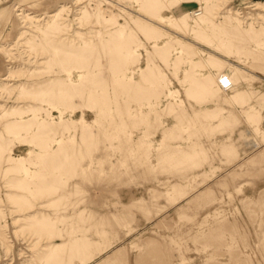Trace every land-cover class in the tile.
Here are the masks:
<instances>
[{
	"label": "rangeland",
	"instance_id": "1",
	"mask_svg": "<svg viewBox=\"0 0 264 264\" xmlns=\"http://www.w3.org/2000/svg\"><path fill=\"white\" fill-rule=\"evenodd\" d=\"M0 264H264V0H0Z\"/></svg>",
	"mask_w": 264,
	"mask_h": 264
},
{
	"label": "built area",
	"instance_id": "2",
	"mask_svg": "<svg viewBox=\"0 0 264 264\" xmlns=\"http://www.w3.org/2000/svg\"><path fill=\"white\" fill-rule=\"evenodd\" d=\"M218 82H219L220 87L225 90H228L233 85V79L227 73L220 74Z\"/></svg>",
	"mask_w": 264,
	"mask_h": 264
},
{
	"label": "bare ground",
	"instance_id": "3",
	"mask_svg": "<svg viewBox=\"0 0 264 264\" xmlns=\"http://www.w3.org/2000/svg\"><path fill=\"white\" fill-rule=\"evenodd\" d=\"M218 85H219V82H218ZM219 87H220V85H219ZM232 87H233V85H232ZM232 87H230L228 90H225V89H223V88H221V87H220V89L223 90V91L228 92V91H230V90L232 89Z\"/></svg>",
	"mask_w": 264,
	"mask_h": 264
}]
</instances>
